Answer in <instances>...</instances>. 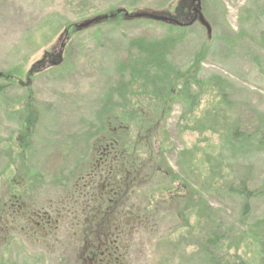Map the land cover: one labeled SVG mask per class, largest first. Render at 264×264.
Listing matches in <instances>:
<instances>
[{
  "label": "rangeland",
  "instance_id": "374dc122",
  "mask_svg": "<svg viewBox=\"0 0 264 264\" xmlns=\"http://www.w3.org/2000/svg\"><path fill=\"white\" fill-rule=\"evenodd\" d=\"M183 1L0 0V74L14 77L0 76V206L26 181L36 193L52 190L73 159V145L82 140L77 147L85 149L100 113L126 116L132 97L136 111L156 108L152 139L163 172L151 190L155 196L163 191L155 198L170 201L177 188L184 196L181 219L164 216L155 236L137 239L140 264H182L201 230L213 231L216 221L202 222L208 209L222 232H231L226 262L241 257L264 264L258 244L242 236V220L252 230L264 220V0H203L211 40L198 24L125 21L124 13L70 38L64 34L70 25L119 9L174 15ZM148 45L165 48L156 72L169 82L166 99L141 93L138 73L148 71L141 66ZM60 50V67H34L46 52ZM157 78L145 89L155 91ZM242 182L250 199L233 195ZM202 186L209 190L202 202L196 197L190 203ZM246 204L249 214L242 218Z\"/></svg>",
  "mask_w": 264,
  "mask_h": 264
},
{
  "label": "flooded vegetation",
  "instance_id": "af4514ba",
  "mask_svg": "<svg viewBox=\"0 0 264 264\" xmlns=\"http://www.w3.org/2000/svg\"><path fill=\"white\" fill-rule=\"evenodd\" d=\"M176 17L185 21V13ZM63 55L46 52L34 67H60ZM8 79L14 81L13 76ZM127 102L129 108L138 105L132 97ZM148 108L155 115L154 107ZM151 113L137 119L131 109L126 116L102 111L88 132L85 149L77 147L82 140L73 145V166L52 181V190L44 187L36 193L26 180L11 186L0 206V264H140L137 239L155 236L164 216L181 219L183 214L180 188L170 201L155 198L163 189L156 196L151 190L157 188V174L163 169L147 137L142 140L134 129L139 123H155ZM145 135L153 137L152 132Z\"/></svg>",
  "mask_w": 264,
  "mask_h": 264
},
{
  "label": "trees",
  "instance_id": "16d2710c",
  "mask_svg": "<svg viewBox=\"0 0 264 264\" xmlns=\"http://www.w3.org/2000/svg\"><path fill=\"white\" fill-rule=\"evenodd\" d=\"M181 7L176 8L175 9V14L172 15L173 20L177 21V20H181L182 22H185V24L189 23L192 18L190 17L191 11L188 9L189 4L187 3L186 7H185V0L180 4ZM181 13H185V21H183L180 18L176 17V14L179 15ZM114 14L113 11H111L110 13L106 14ZM105 16V15H102ZM100 17V16H97ZM118 17H120V15H117V17L115 19H109L106 22H103L101 24L104 23H108V22H114L118 20ZM177 19V20H176ZM182 22H180V24H182ZM100 24V25H101ZM188 28V27H185ZM66 30H69V37L71 35H74L77 32L75 29H73V25H70L66 28ZM156 47V48H155ZM165 51L164 47H157L156 45L154 47H152L151 45H148L147 50H146V56L144 58V62H142V67L147 66L148 71L146 70H142V76L138 73V77L140 79L141 82V93H154L155 95L158 94L159 97L167 98V94H168V84L169 82H167V79L165 78L166 75H161L158 74L156 72V68H160V60L162 59V54ZM141 70V69H140ZM151 75V76H150ZM1 79L5 78V80L9 81V77L12 76L11 74H0ZM159 76V78H162L161 81L159 78H157V80H159V87H157V89L155 91H148L145 89V86H148L149 84L152 85V83L149 81V78L152 77H157ZM0 79V80H1ZM149 83V84H148ZM168 90V91H167ZM172 92V91H170ZM165 108V107H164ZM166 109V108H165ZM156 108H154V112H155ZM131 111L134 112L136 115H140L141 117H144V112H146V114H148L149 112H152L151 108H139L137 109V111L133 108H131ZM100 115H103L102 112L100 113ZM154 115V114H153ZM151 113V117H154ZM159 123H139L137 125H135L134 128L136 131L137 135L141 136V139H144V136H146L148 138L147 135H145V133L148 132H152L153 136H154V131L156 134V131L158 130V125ZM141 133V134H140ZM145 137V138H146ZM164 137V138H163ZM162 140L167 139L166 136H163ZM146 138L147 141H149V144L147 143V145H152L151 146V151H153L154 153L156 152V145L154 144V140L152 139V137H149L148 139ZM143 143V141H142ZM159 145V144H158ZM160 149L159 151H161L164 154V148L162 146V144H160ZM149 154H151L149 152ZM162 154V155H163ZM80 155L78 154L77 159L79 160ZM75 161V155H73V159L69 160V164L73 166V163ZM158 167L160 166L159 163L157 165ZM71 174H74L73 169L70 170ZM17 184V183H14ZM208 188H206L205 186H202L201 188H199V192L196 194H193L191 197V199L188 201L190 203H193L194 198L198 197L199 201L202 202L201 198L203 196V193H208ZM233 195L238 197V198H242V199H250V197H252V193L250 191H248L247 188V184L242 182L240 184H238V186L236 187V190H234ZM204 198V197H203ZM204 200V199H203ZM182 214V212H181ZM246 214L248 213V208H247V204L245 206V210L242 212V218L246 217ZM216 212L213 211L212 209H208V211H205L202 215V222H210V221H216L215 226L213 227V231L210 230L208 231V233L205 234V232L203 230H201V234L199 235V238L196 239L193 243H191L190 247L191 248V254L189 255H185V260L183 259V257L181 258V261L179 260L178 263H182V264H189L191 261H197V263H206V264H249L246 260L242 259L241 257H237V262H226L225 259L223 258V254L225 252V245L226 243H228L230 241V239H232L231 232L227 231V229H225L222 232V225L218 226V221H220L219 219H217L218 217H216ZM185 221V220H184ZM201 222V219H200ZM242 225H243V233L242 236L243 238L246 240L247 238L252 239L255 243H257V247L260 250V256L264 258V220L262 223H260V225L256 228V230H252V227H248V224L242 220ZM202 227V226H201ZM231 231H235L234 228L230 229ZM186 240H188V236L185 237ZM193 238H191L190 241H192ZM228 247V246H227ZM226 262V263H225Z\"/></svg>",
  "mask_w": 264,
  "mask_h": 264
},
{
  "label": "water",
  "instance_id": "95a60500",
  "mask_svg": "<svg viewBox=\"0 0 264 264\" xmlns=\"http://www.w3.org/2000/svg\"><path fill=\"white\" fill-rule=\"evenodd\" d=\"M202 2L203 0H191L189 2L188 9L191 11L190 17L192 20L187 24H180L178 21L173 20V17L170 13L167 12H157V11H136L133 13H129L126 10L119 9L114 12V14H109L105 16L95 17L86 21H83L79 24L73 25V29L77 32L86 31L92 27L98 26L103 22L108 21L109 19H115L117 15L124 13L125 14V21H152V22H160L165 23L170 26H177V27H189L193 26L194 24H198L201 26L207 36V40H211L213 36V29L209 22L206 20L205 15L202 9ZM65 34H69L68 31H65Z\"/></svg>",
  "mask_w": 264,
  "mask_h": 264
}]
</instances>
